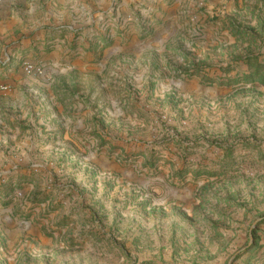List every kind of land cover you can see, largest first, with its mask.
<instances>
[{"label":"rangeland","instance_id":"rangeland-1","mask_svg":"<svg viewBox=\"0 0 264 264\" xmlns=\"http://www.w3.org/2000/svg\"><path fill=\"white\" fill-rule=\"evenodd\" d=\"M8 10L12 52L25 25L62 26L19 67L68 136L46 140L55 168L0 166V264H264V0Z\"/></svg>","mask_w":264,"mask_h":264},{"label":"crops","instance_id":"crops-1","mask_svg":"<svg viewBox=\"0 0 264 264\" xmlns=\"http://www.w3.org/2000/svg\"><path fill=\"white\" fill-rule=\"evenodd\" d=\"M63 4V0H60ZM13 10H17L14 7ZM29 22H32L33 10L30 8L24 11ZM16 14H19L17 12ZM27 21V22H28ZM33 23V22H32ZM22 21L17 17H10L9 10L0 15V84L6 85L8 91L0 94V166L4 171H12L15 176L28 173L29 169H24L29 163L39 166L41 169L55 168V163L51 159L52 149L50 141H61L67 138L65 124L59 127L60 123L54 112L58 108V103L53 98H43L40 93L41 83L32 76L24 74L19 67L24 59L29 60L32 56V49H41L38 45L44 44L52 29H62L60 23L51 25L50 23H40L25 25L21 30L20 43L12 52L8 47L9 35L18 30ZM55 25V26H54ZM5 43V45H1ZM31 47V50H27ZM8 50V51H7ZM11 58V63L4 64V58ZM45 86V85H43ZM36 95L39 98H35ZM46 107L49 110H45ZM34 125L36 139L22 135L21 129L17 127ZM59 124V125H58ZM48 140V142L46 141ZM44 141V144H43ZM62 153V151L60 152ZM70 165V164H69ZM38 167V168H39ZM21 176V175H20ZM15 180V179H14Z\"/></svg>","mask_w":264,"mask_h":264},{"label":"built area","instance_id":"built-area-1","mask_svg":"<svg viewBox=\"0 0 264 264\" xmlns=\"http://www.w3.org/2000/svg\"><path fill=\"white\" fill-rule=\"evenodd\" d=\"M24 70L27 74H35V75L40 74V69L38 67L33 66V65H29V64L26 65ZM7 91H8V87L6 85L0 84V94L5 93Z\"/></svg>","mask_w":264,"mask_h":264},{"label":"trees","instance_id":"trees-1","mask_svg":"<svg viewBox=\"0 0 264 264\" xmlns=\"http://www.w3.org/2000/svg\"><path fill=\"white\" fill-rule=\"evenodd\" d=\"M262 76H263V75H262ZM262 76H261V77H262ZM262 78H264V76H263Z\"/></svg>","mask_w":264,"mask_h":264}]
</instances>
